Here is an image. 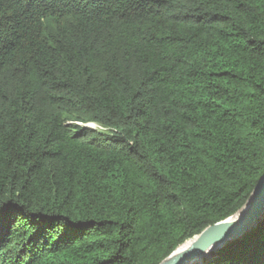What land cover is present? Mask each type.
Listing matches in <instances>:
<instances>
[{
    "label": "trees",
    "instance_id": "trees-1",
    "mask_svg": "<svg viewBox=\"0 0 264 264\" xmlns=\"http://www.w3.org/2000/svg\"><path fill=\"white\" fill-rule=\"evenodd\" d=\"M263 172L264 0H0V264H159Z\"/></svg>",
    "mask_w": 264,
    "mask_h": 264
},
{
    "label": "water",
    "instance_id": "water-1",
    "mask_svg": "<svg viewBox=\"0 0 264 264\" xmlns=\"http://www.w3.org/2000/svg\"><path fill=\"white\" fill-rule=\"evenodd\" d=\"M238 212H240L239 215H237ZM263 217L264 172L256 181L243 206L235 214L223 221L207 226L198 235L184 242L187 243L186 247L178 252L176 248L159 264H203V259L209 253V249L220 248L226 243L245 236Z\"/></svg>",
    "mask_w": 264,
    "mask_h": 264
},
{
    "label": "snow or ice",
    "instance_id": "snow-or-ice-1",
    "mask_svg": "<svg viewBox=\"0 0 264 264\" xmlns=\"http://www.w3.org/2000/svg\"><path fill=\"white\" fill-rule=\"evenodd\" d=\"M13 214H14V210L11 208L10 205L0 206V221H2L5 216L13 215Z\"/></svg>",
    "mask_w": 264,
    "mask_h": 264
},
{
    "label": "bare ground",
    "instance_id": "bare-ground-1",
    "mask_svg": "<svg viewBox=\"0 0 264 264\" xmlns=\"http://www.w3.org/2000/svg\"><path fill=\"white\" fill-rule=\"evenodd\" d=\"M90 127H91V125H89ZM240 214V212H238V214L237 215H239ZM187 246V243H185V244H183V245H181L178 249H176V251L178 252V251H180V250H182L184 247H186ZM219 248V247H218ZM218 248H216V247H213V248H211V249H209V253L208 254H206V256H208L211 252H213L214 250H216V249H218ZM205 256V257H206Z\"/></svg>",
    "mask_w": 264,
    "mask_h": 264
},
{
    "label": "built area",
    "instance_id": "built-area-1",
    "mask_svg": "<svg viewBox=\"0 0 264 264\" xmlns=\"http://www.w3.org/2000/svg\"><path fill=\"white\" fill-rule=\"evenodd\" d=\"M81 125V124H80ZM87 126H85V125H81V126H83V127H87V128H91V129H97V130H103V129H101V128H98L97 126H95V125H93V124H86ZM89 125H92L91 127L89 126ZM94 126L96 127V128H94Z\"/></svg>",
    "mask_w": 264,
    "mask_h": 264
},
{
    "label": "rangeland",
    "instance_id": "rangeland-1",
    "mask_svg": "<svg viewBox=\"0 0 264 264\" xmlns=\"http://www.w3.org/2000/svg\"><path fill=\"white\" fill-rule=\"evenodd\" d=\"M81 126V125H80ZM94 128H96L95 126H94Z\"/></svg>",
    "mask_w": 264,
    "mask_h": 264
}]
</instances>
